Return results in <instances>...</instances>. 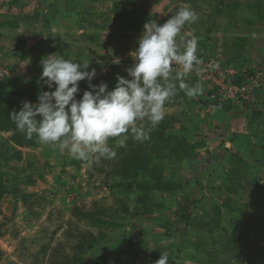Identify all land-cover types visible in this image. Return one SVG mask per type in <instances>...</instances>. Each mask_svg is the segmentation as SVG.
Wrapping results in <instances>:
<instances>
[{
    "label": "rangeland",
    "instance_id": "374dc122",
    "mask_svg": "<svg viewBox=\"0 0 264 264\" xmlns=\"http://www.w3.org/2000/svg\"><path fill=\"white\" fill-rule=\"evenodd\" d=\"M216 4L220 9L225 7L218 0H0V13L8 16L20 14L26 17L40 12L37 21L23 18L15 29L0 28V85L9 79L22 81L25 93L29 95L54 90L39 79L41 58L49 54L71 58L77 63L90 61L89 70H96L94 83H99L102 76L110 77L116 66L126 69L133 63L129 53L138 46L137 38L145 24L140 21L143 9L159 23L181 7L195 10L198 20L186 24L181 35L191 38L200 30L197 40L208 47V54L201 59L220 55L228 60L232 43L242 32L239 28H246L249 40L243 53L252 59L247 66L264 70V21L247 22L256 14L245 8L234 13L237 24L233 26L225 12L212 14ZM116 5L132 12L126 17L115 14ZM46 14L50 17L49 25L46 24ZM213 18L219 27L212 24ZM207 26H212L210 32L206 31ZM250 30L253 31L251 35ZM116 57L120 64L112 63ZM174 67L179 69L180 66ZM230 67L237 71V68ZM86 82L80 81L79 88ZM207 86L204 85L205 88ZM25 101L35 103L31 99ZM4 103L8 104V101ZM212 109L219 112V117L228 123V127L221 119L209 114L210 107H201L195 97L186 100L176 94L165 104L163 120L172 126L169 125L166 132L178 130L181 125L191 129L199 124L198 132L191 138L204 139L207 145L195 160L164 162L167 166L165 175L175 171L176 179L185 182V187L172 196L161 192L156 201L159 212L138 217L126 213L124 201L117 199L112 190V168L118 159H110L111 163L101 165L79 160L81 167L78 168L70 162L72 158L58 147L43 144L38 147L18 146L13 141L8 142L13 131H0V151L3 143L6 147L14 144L22 151L21 159L14 158L5 163L0 158L3 180L10 189L0 201V264H57L55 259L60 260L64 254H73L91 243L94 249L86 255L90 260L111 256L119 252L121 246L125 251L127 249L125 264H155L163 252L169 257L168 264H203L202 259L209 257L210 249L206 247V250L199 251L195 246L199 240L196 224L198 220L213 215L216 199L223 200L211 186L222 187L224 177L231 174L229 155L238 152L249 161L252 169L251 172L243 171L238 180L240 186L233 202L239 211L225 209L221 226L230 228L231 218L237 220L241 213L250 215L254 209L253 200H262L260 192L264 193V188H261L264 185V148H259L257 138L248 128L246 113L234 115L217 107ZM145 129L150 135L152 129ZM121 138H110L108 143L117 146ZM217 140L220 144L212 147ZM130 141L135 140L129 135L126 147L130 146ZM245 144L249 147L251 144L256 153L249 154L250 150L243 147ZM187 193L193 201L194 219L190 226L181 225L180 229L172 226L167 234L163 221H168V218L174 220L172 210L177 208L174 197ZM113 209H118L123 219L114 221L109 218L114 221L110 226L94 222L84 214ZM100 218L107 219L105 215ZM204 233L203 241L209 243L210 237L206 231ZM214 235L217 245L211 249H219L220 260L230 258L226 231L218 230ZM260 238L252 243L253 251L258 252L252 264H264V241ZM245 250L246 253L252 252ZM55 252L59 254L57 258ZM236 257L231 258L230 264H243L240 256Z\"/></svg>",
    "mask_w": 264,
    "mask_h": 264
},
{
    "label": "trees",
    "instance_id": "16d2710c",
    "mask_svg": "<svg viewBox=\"0 0 264 264\" xmlns=\"http://www.w3.org/2000/svg\"><path fill=\"white\" fill-rule=\"evenodd\" d=\"M221 4L225 5L224 9H220V5L216 4L214 6L215 13L220 11L225 12L226 18L230 24L235 26L236 20L235 15L239 9H248L252 13L256 14L255 17H251L246 20H250V24H255L259 20L264 21V0H218ZM227 1V2H226ZM12 5V4H11ZM124 10V11H123ZM129 12H132L130 9L120 8L117 5L114 7V13L120 14L122 17H126ZM2 16V17H1ZM40 17V12H37L33 16L22 17L20 14H13L8 16V14L0 13V28L8 27L15 29L20 25V21L25 18L32 21H37ZM46 24L49 25L48 15ZM140 21L146 22L151 19L147 10L143 9L142 18ZM213 25L218 26L219 24L216 21V18L211 19ZM264 25V24H263ZM197 27V26H195ZM207 32H210L212 26H207ZM240 34L235 37L234 42L231 46V55L228 60H224V67L233 66L237 68V73L234 74L233 82L241 86L247 82H252V77L256 75L257 69L248 68L247 65L252 63L251 58H246L244 48L249 40V32L244 27L239 28ZM253 31L250 30V35ZM201 34L200 30L198 34L195 35L199 37ZM208 36V35H207ZM210 36H208L209 38ZM197 54L199 57H205L208 54V47L204 44L203 41L198 42ZM115 72L111 74L110 77L102 76L99 79L107 83L108 88H114L116 84L117 74L127 77L126 69H122L121 66L115 67ZM261 77L259 78L260 84L253 85V88L246 91L243 95L239 92L235 97L225 98L221 95L218 89V86L213 85L208 89L204 87V81L201 79L192 78L186 80L189 86H194L197 83H201L203 86V92L200 95L195 96V98L200 103L201 107H210L211 110L209 114L214 115L221 119L213 108H219L226 110L227 112H232L234 115H240L246 113L248 117V128L252 131L253 136L256 137V142L259 145V148H264V70H261ZM87 83V82H86ZM94 83V82H92ZM98 84V83H96ZM31 86V84H29ZM88 83L80 88V92L77 94V99L82 96V93L87 89ZM216 93L215 97H212V94ZM79 96V97H78ZM178 97H183L188 100L183 90L177 91ZM26 99H31L34 102H37L38 95H29L25 93V87L22 81H13V79L6 80L0 85V131H13L12 136L9 138L8 142L13 141L15 145L18 146H32L38 147L41 143L38 142V138L34 135L32 139H27L23 133H21L17 128L15 123L11 119V112L18 111L22 102ZM190 99V98H189ZM192 99V98H191ZM8 101L7 103L2 104L3 101ZM221 121H223L221 119ZM224 122V121H223ZM146 128H151L152 132L149 135V139L145 141H130V146L119 147L110 144L114 147L117 155L114 160L116 161L115 165L112 168V190L116 193V198L123 200L124 208L126 213L131 214L134 217L140 215L148 214L152 215L159 212V206L156 205L158 195L161 192H164L168 195H173L176 191L182 190L185 186V182L182 180L176 179L175 171H171L168 175H165L166 165L164 162H180L186 163L190 160H195L200 153V150L206 148V140L204 139H192L191 136L194 133H197L200 128L199 124H196L191 129L186 128V126L181 125L180 129L173 130L171 132H166V129L172 127L171 124L162 120L155 128L147 123L143 122ZM224 126L228 127V123L224 122ZM193 131V132H192ZM3 142H6V139L3 138ZM247 142V141H246ZM14 144L6 147L5 144H2L0 158L7 163L9 160L14 158L21 159L22 151L15 148ZM247 144V143H246ZM246 144L243 146L245 147ZM4 146V147H3ZM224 146V142H222ZM245 148L250 150L251 155H254V147L246 146ZM226 149V148H225ZM12 150V152H8ZM228 161L232 167L231 174H227L224 177V185L222 187L216 188L214 185L211 188L216 191L215 194L221 197L222 202L215 200L214 212L210 218L198 220L196 231L199 240L195 242V246L198 247L199 251L208 250L209 257L202 259L203 264H213L214 262L220 261L219 264H230L231 258L240 256L241 263L243 264H252L255 259V255L258 252L253 251L254 243L260 236L261 240L264 241V193L260 192L262 200H253L252 205L254 207L253 211L251 210L250 215L241 213L240 217L237 220L233 218L229 221L230 228L221 226L223 215L225 209L229 211L238 212L239 209L235 206L233 200L235 198V193H238V187L240 186L239 177L243 171L251 172V164L249 161L242 157L238 152L232 153L228 156ZM261 161V159L259 158ZM71 163L76 164L78 168L81 167L79 160L72 159ZM109 160H102L101 164L109 163ZM111 163V162H110ZM103 166V165H102ZM253 174V173H252ZM251 184V183H250ZM264 188V185L261 187ZM7 186H5L3 180V171L2 164L0 162V201L3 199L4 195L9 192ZM177 201V208L172 210L174 220L168 218V221H163V226L167 229L166 233L168 234L172 230V226L180 229V226H190L193 218L191 196L187 194H179L177 197H174ZM1 211V207H0ZM242 212V211H241ZM88 217H90L94 222L114 225V221L118 218L123 219L118 209L105 210L102 213H91L88 214L85 212ZM105 215L106 220L100 218V216ZM109 218L114 219L110 220ZM224 230L226 231V247L228 248L231 255L230 258L219 259V249L212 248L211 246L216 247L217 239L214 235L215 231ZM204 231L207 232V237H210V242L205 243L203 238L205 237ZM94 245L88 244L86 248L80 247L78 251L73 254H64L60 260L55 259L57 264H125L127 261L126 252L123 247H119L118 251L113 253L111 256L101 257L96 260H90L86 257L92 250ZM252 251L247 252L246 250ZM2 252L0 251V254ZM260 253V252H259ZM261 254V253H260ZM54 256L57 258L59 256L58 252L54 253ZM237 258V257H236Z\"/></svg>",
    "mask_w": 264,
    "mask_h": 264
},
{
    "label": "clouds",
    "instance_id": "9594fccd",
    "mask_svg": "<svg viewBox=\"0 0 264 264\" xmlns=\"http://www.w3.org/2000/svg\"><path fill=\"white\" fill-rule=\"evenodd\" d=\"M197 20L195 10L181 7L163 23L146 21L138 46L129 53L133 63L126 68L127 77L117 74L111 90L104 81L92 83L96 70H89L90 61L77 63L53 54L42 57L39 79L54 90L39 92L35 103L22 102L18 111L11 112L12 121L27 139L35 135L39 143L58 147L70 158L90 165L116 157L110 138L123 137L118 147L125 146L129 135L135 141L148 140L149 130L140 122L155 128L166 115L165 104L178 90L189 98L203 92L201 83L189 86L185 81L209 57L198 56L195 35H181L186 24ZM120 62L118 57L112 61ZM82 80L88 87L77 99ZM168 260L163 252L155 264H168Z\"/></svg>",
    "mask_w": 264,
    "mask_h": 264
},
{
    "label": "built area",
    "instance_id": "2783aa9c",
    "mask_svg": "<svg viewBox=\"0 0 264 264\" xmlns=\"http://www.w3.org/2000/svg\"><path fill=\"white\" fill-rule=\"evenodd\" d=\"M224 58L220 55L215 57H209L205 60H201V64L198 66L199 71H193L189 74V78L201 79L204 81V84H208L207 92L210 87L213 85L218 86V89L222 96L225 98L235 97L239 92L243 95L246 91L253 88V85L260 84L259 78L261 77V72L256 71L255 77H252V82H249L238 86L233 82V76L237 73L235 69L231 67H224ZM216 93L212 94V97H215Z\"/></svg>",
    "mask_w": 264,
    "mask_h": 264
},
{
    "label": "water",
    "instance_id": "95a60500",
    "mask_svg": "<svg viewBox=\"0 0 264 264\" xmlns=\"http://www.w3.org/2000/svg\"><path fill=\"white\" fill-rule=\"evenodd\" d=\"M219 144H220V141L217 140L216 142H213V143H212V147L218 146Z\"/></svg>",
    "mask_w": 264,
    "mask_h": 264
}]
</instances>
